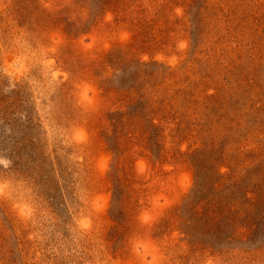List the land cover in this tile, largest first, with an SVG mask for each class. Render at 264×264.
<instances>
[{"label":"rangeland","instance_id":"obj_1","mask_svg":"<svg viewBox=\"0 0 264 264\" xmlns=\"http://www.w3.org/2000/svg\"><path fill=\"white\" fill-rule=\"evenodd\" d=\"M0 264H264V0H0Z\"/></svg>","mask_w":264,"mask_h":264}]
</instances>
